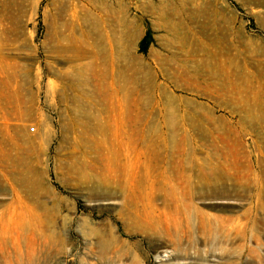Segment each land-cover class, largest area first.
Here are the masks:
<instances>
[{
    "label": "rangeland",
    "instance_id": "rangeland-1",
    "mask_svg": "<svg viewBox=\"0 0 264 264\" xmlns=\"http://www.w3.org/2000/svg\"><path fill=\"white\" fill-rule=\"evenodd\" d=\"M258 244L264 0H0V264Z\"/></svg>",
    "mask_w": 264,
    "mask_h": 264
},
{
    "label": "bare ground",
    "instance_id": "bare-ground-1",
    "mask_svg": "<svg viewBox=\"0 0 264 264\" xmlns=\"http://www.w3.org/2000/svg\"><path fill=\"white\" fill-rule=\"evenodd\" d=\"M209 188L211 189V192L212 193H217V190L216 189H218V188L215 185L214 186L213 185H209ZM220 193H226V190L223 189ZM257 197L259 199L260 193L258 194ZM259 226H261V223L260 222H257V221L254 222V224L252 225V231H255L256 228H258ZM247 230H248V226L246 227V232H247ZM260 249H261V246L259 244H258V247L256 249H253L254 250L253 251V259H254V262L257 263V264H264V254L259 253V250Z\"/></svg>",
    "mask_w": 264,
    "mask_h": 264
},
{
    "label": "built area",
    "instance_id": "built-area-1",
    "mask_svg": "<svg viewBox=\"0 0 264 264\" xmlns=\"http://www.w3.org/2000/svg\"><path fill=\"white\" fill-rule=\"evenodd\" d=\"M32 130H34V128H32ZM61 264H66V263H61Z\"/></svg>",
    "mask_w": 264,
    "mask_h": 264
}]
</instances>
